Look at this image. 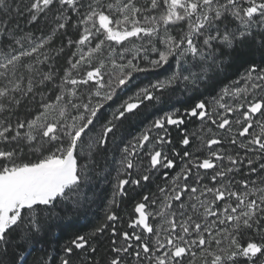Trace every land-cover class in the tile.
Listing matches in <instances>:
<instances>
[{"label": "snow or ice", "instance_id": "1", "mask_svg": "<svg viewBox=\"0 0 264 264\" xmlns=\"http://www.w3.org/2000/svg\"><path fill=\"white\" fill-rule=\"evenodd\" d=\"M0 264H264V0H0Z\"/></svg>", "mask_w": 264, "mask_h": 264}, {"label": "trees", "instance_id": "2", "mask_svg": "<svg viewBox=\"0 0 264 264\" xmlns=\"http://www.w3.org/2000/svg\"><path fill=\"white\" fill-rule=\"evenodd\" d=\"M230 75L232 76L233 79L236 78V75H238V73H236V75H232V73H230ZM190 130L194 131V128H190ZM91 214L87 215L86 218H80L77 219L75 221H73L75 227L74 228H66L62 233L59 231H56L55 233V239L60 240V242H63V239H66L72 231L75 230H79V231H88L89 227L91 225V223L94 222V215L93 214H97V215H102L103 214V209L102 207L97 208V207H93L90 210ZM52 247H56V244H53Z\"/></svg>", "mask_w": 264, "mask_h": 264}]
</instances>
